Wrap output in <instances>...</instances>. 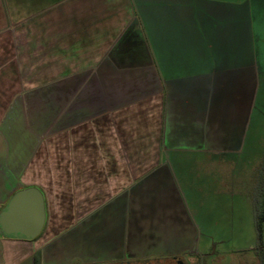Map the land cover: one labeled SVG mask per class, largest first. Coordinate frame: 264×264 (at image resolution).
<instances>
[{
    "label": "crops",
    "instance_id": "1",
    "mask_svg": "<svg viewBox=\"0 0 264 264\" xmlns=\"http://www.w3.org/2000/svg\"><path fill=\"white\" fill-rule=\"evenodd\" d=\"M261 25L264 0H0V211L46 206L0 264L176 259L194 209L257 212Z\"/></svg>",
    "mask_w": 264,
    "mask_h": 264
},
{
    "label": "rangeland",
    "instance_id": "2",
    "mask_svg": "<svg viewBox=\"0 0 264 264\" xmlns=\"http://www.w3.org/2000/svg\"><path fill=\"white\" fill-rule=\"evenodd\" d=\"M132 1L138 4L140 1L151 0ZM140 9L136 6V10ZM262 28L264 34V25H261ZM260 173L258 177L264 184V167ZM227 203L228 206L224 207L222 215L213 212L202 216L195 213L197 210L194 209L192 231L186 232V239L179 242L182 233H170L172 238L176 236L175 247L171 248L174 252L171 257L185 264H262L264 240L263 237L259 238L255 208L243 200ZM207 204L213 207L215 201L208 200ZM163 256L168 255H159L154 259L166 258ZM170 260L168 259V263Z\"/></svg>",
    "mask_w": 264,
    "mask_h": 264
},
{
    "label": "water",
    "instance_id": "3",
    "mask_svg": "<svg viewBox=\"0 0 264 264\" xmlns=\"http://www.w3.org/2000/svg\"><path fill=\"white\" fill-rule=\"evenodd\" d=\"M46 222V206L43 193L36 187L15 193L6 207L0 211V235L34 240L39 237ZM125 264H185L181 260L152 259Z\"/></svg>",
    "mask_w": 264,
    "mask_h": 264
},
{
    "label": "trees",
    "instance_id": "4",
    "mask_svg": "<svg viewBox=\"0 0 264 264\" xmlns=\"http://www.w3.org/2000/svg\"><path fill=\"white\" fill-rule=\"evenodd\" d=\"M263 225H264V192L262 195V199L257 207V229L260 239H262L263 237ZM262 264H264V257L262 260Z\"/></svg>",
    "mask_w": 264,
    "mask_h": 264
}]
</instances>
